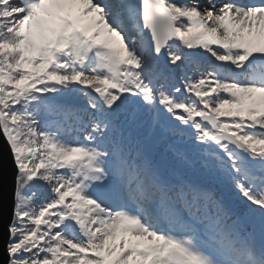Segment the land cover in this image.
<instances>
[{"label":"snow or ice","instance_id":"obj_1","mask_svg":"<svg viewBox=\"0 0 264 264\" xmlns=\"http://www.w3.org/2000/svg\"><path fill=\"white\" fill-rule=\"evenodd\" d=\"M0 134L8 264H264V0H0Z\"/></svg>","mask_w":264,"mask_h":264},{"label":"water","instance_id":"obj_2","mask_svg":"<svg viewBox=\"0 0 264 264\" xmlns=\"http://www.w3.org/2000/svg\"><path fill=\"white\" fill-rule=\"evenodd\" d=\"M17 169L12 152L0 134V264H8L9 227L13 221Z\"/></svg>","mask_w":264,"mask_h":264},{"label":"trees","instance_id":"obj_3","mask_svg":"<svg viewBox=\"0 0 264 264\" xmlns=\"http://www.w3.org/2000/svg\"><path fill=\"white\" fill-rule=\"evenodd\" d=\"M208 57V56H207ZM210 60H213V58L209 57ZM210 62L208 60V65H210ZM194 67V66H193ZM193 67H189L188 65H181L180 67H176V66H173V65H170L167 60L164 58V57H161L160 58V68L161 70L166 74L168 75L170 78H174L171 80V82H175V83H178L179 82V79L184 76V75H195L196 74V71L197 69H194ZM208 68L206 62H204L202 60V63L200 65V67H198V69L201 71V70H204V68ZM211 67V66H210ZM226 69V68H225ZM228 69L225 70V72L227 71ZM53 119H55V117H53ZM41 183L36 185L34 188L37 190L39 189V187H41ZM46 190V189H45ZM39 194V193H38Z\"/></svg>","mask_w":264,"mask_h":264},{"label":"rangeland","instance_id":"obj_4","mask_svg":"<svg viewBox=\"0 0 264 264\" xmlns=\"http://www.w3.org/2000/svg\"><path fill=\"white\" fill-rule=\"evenodd\" d=\"M178 2H179V0H178ZM184 2H187V0H184ZM217 2L218 3H221V2H223V0H217ZM200 4H201V7L202 8H204V7H206L207 5H208V0H200ZM202 60L204 61V62H206V64H207V66H208V68H204V70H199L198 69V67H193L194 69H197V71H196V74L195 75H193V76H198L201 72H207V71H209V70H211V67H212V64H214L215 63V61H213V60H210L209 59V57H207V56H205V57H203L202 58ZM208 60L209 61H211L210 62V65H208ZM211 66V67H210ZM226 69H227V67H226ZM225 69V70H226ZM228 71V70H227ZM56 119V118H55ZM41 187H39V189H35V188H33L32 189V191H34L35 193H36V197H35V200H34V203H35V205L37 206V207H39L40 205H42L43 203H46V202H48L51 198H52V196H53V194L51 193V190H50V187L48 186V185H46V184H44L43 182H41ZM46 189V190H45ZM39 193V194H38Z\"/></svg>","mask_w":264,"mask_h":264}]
</instances>
